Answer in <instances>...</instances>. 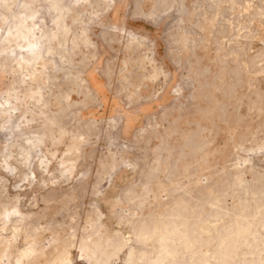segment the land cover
<instances>
[{
  "label": "rangeland",
  "instance_id": "rangeland-1",
  "mask_svg": "<svg viewBox=\"0 0 264 264\" xmlns=\"http://www.w3.org/2000/svg\"><path fill=\"white\" fill-rule=\"evenodd\" d=\"M26 3L15 12L33 15L43 55L0 54V102L13 106L0 113V264H96L82 245L118 235L128 247L110 264H128L129 247L154 253L134 227L159 225L180 196L222 190L228 209L264 197V0ZM227 215L209 217V235ZM262 218L238 264H264Z\"/></svg>",
  "mask_w": 264,
  "mask_h": 264
},
{
  "label": "bare ground",
  "instance_id": "bare-ground-1",
  "mask_svg": "<svg viewBox=\"0 0 264 264\" xmlns=\"http://www.w3.org/2000/svg\"><path fill=\"white\" fill-rule=\"evenodd\" d=\"M33 1L34 0H27L26 5L24 4L25 8L28 9L30 4L33 3ZM16 5H17V0H0V54L3 53L4 55L5 53H7L9 57L10 52L13 53L18 48L19 51L21 49L22 53H26L30 55L31 60L39 59L41 58V55H43L42 54L43 43L41 44L40 42L41 38L38 37L39 35L36 34L35 29H32L33 27H36L35 25L32 26L31 24L33 22L32 20H30V18L33 15L30 16L29 14H27L25 20L23 18H20V16L18 17L15 12ZM59 26L61 27L62 25L60 24ZM60 27H58V29L60 30L62 29V32H66V29H64V25L62 28ZM42 34L44 37H47L48 41L52 44L55 42L56 38H58L59 36L58 33L57 34L50 33L51 35L49 34L47 35L45 31ZM19 40L22 41L21 44ZM47 46L49 48V45ZM49 50L50 49H48L47 51ZM19 53L21 54V52ZM35 60H32L31 62L34 63L33 61ZM9 100L11 99L8 98L6 99V102H0V113L3 112V108L6 106V104H9L8 103L10 102ZM9 106H12V105L9 104ZM9 108L13 109V106ZM14 129L15 128H13V125H11L10 133L12 135L15 134L16 132ZM16 134H21V133H16ZM195 146H197V144H195ZM195 146H193L192 149L196 151ZM30 153L31 152H29V154ZM63 170L64 169H62V171ZM234 182L236 184L234 183L233 186L236 185L240 187L241 189L245 191V194H248L250 192L258 193L256 192L257 188L255 186H249V185L246 186L244 181L240 179H235ZM206 189H208L206 186L203 187V191H206ZM226 195L227 193L222 190H218V195L215 197H211L209 196V194L203 192L201 197H199L201 200H199L198 202L194 201L193 197L187 198L184 196L183 197L180 196V198L173 201L172 206L169 209V212L166 214L165 218L159 222V225L146 226L140 223L139 227H137L138 225L136 226V228L134 227V234L138 237V241L140 243L144 245L146 241H152L154 245V253L151 255H146L144 253L138 254L133 247H129L130 258H129L128 264H178V263H182V264H238V261L236 260V258L238 256V250H239L240 245L247 243L250 237L252 238L254 237V241L257 240L255 239L257 238L255 236V233L258 231L256 226L258 225L260 220L263 219L262 217L264 216V197L260 195L258 200H255L254 203H251L250 199L244 198V200H242L241 202L240 207L235 208V209H228L224 204ZM207 206L208 208H210L209 212L207 211V208H206ZM227 213H228L227 216L230 218L228 225H224L221 229L217 225V227L220 229L218 230V233L215 235L213 234V236L209 235L208 232L211 229L209 225V220H210L209 217H213L215 219L221 216H225ZM215 232L217 231H214V233ZM233 233H236V236L237 235L239 236L241 234L242 236H239V239L240 237H242V240H239L238 237H237L238 240H236V237ZM96 235H97V232H96ZM216 240H219L218 244L221 245V247L223 245L225 249L227 250L229 249L230 252L228 251V255L229 253H231L232 255L230 258L231 260L226 259L225 255L227 254V251H223L225 250L224 248L220 251L221 248L218 246V244L217 246L219 250L216 247L217 251L213 253V256L210 255V259L211 257L217 258L216 260L212 258L215 260V262H211L208 255L197 254L199 253L198 251H200L198 250L200 249V247L204 246L206 243H209L211 241L214 242ZM102 241H103V237L100 238L98 241H93V242L90 241L91 243L85 242L82 245L81 251H84L85 256L88 258L90 262L94 261L96 264H110L111 257L114 256V254H119V252H122L123 249L128 247L127 241H125V239L120 235H118L117 237H108L104 242ZM259 244H260V241L256 243V246L258 247ZM245 248H248V247H245ZM65 249H66L65 247L60 248V246L55 248L56 253L52 254L55 257V261H58L63 258V255L65 254ZM252 249H253V246H252ZM36 250L32 249V252H31L32 255L35 252H37ZM39 251L40 250H38V253H36L35 256L33 257V261H36V263L39 262L40 258H43L48 254V252L46 251L45 252L44 251L39 252ZM245 264H257V261L255 259H252V260L246 261ZM259 264H262V263H259Z\"/></svg>",
  "mask_w": 264,
  "mask_h": 264
}]
</instances>
